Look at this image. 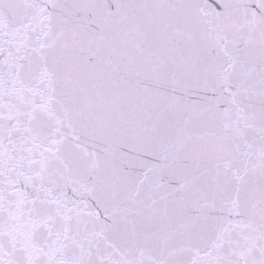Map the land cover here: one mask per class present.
<instances>
[{
    "label": "snow or ice",
    "instance_id": "snow-or-ice-1",
    "mask_svg": "<svg viewBox=\"0 0 264 264\" xmlns=\"http://www.w3.org/2000/svg\"><path fill=\"white\" fill-rule=\"evenodd\" d=\"M0 264H264V0H0Z\"/></svg>",
    "mask_w": 264,
    "mask_h": 264
}]
</instances>
